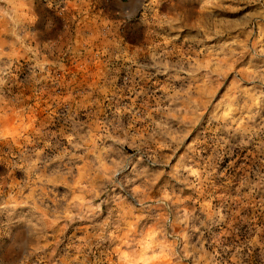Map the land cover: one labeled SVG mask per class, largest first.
I'll list each match as a JSON object with an SVG mask.
<instances>
[{"label": "rangeland", "instance_id": "rangeland-1", "mask_svg": "<svg viewBox=\"0 0 264 264\" xmlns=\"http://www.w3.org/2000/svg\"><path fill=\"white\" fill-rule=\"evenodd\" d=\"M30 1L0 0V264H264V0Z\"/></svg>", "mask_w": 264, "mask_h": 264}, {"label": "crops", "instance_id": "crops-1", "mask_svg": "<svg viewBox=\"0 0 264 264\" xmlns=\"http://www.w3.org/2000/svg\"><path fill=\"white\" fill-rule=\"evenodd\" d=\"M97 1V0H96ZM98 7H99V13L101 12L102 13V10H106V13H103L102 16H107V12L109 14V11L107 9H104L103 8V4H101V0H99V3L97 4ZM30 6L32 7V18L36 19L37 18V21H42V10L44 9V6H46V4L44 3H41L39 0H36V3H35V0H31L30 1ZM48 6V4H47ZM48 21H49V18H48ZM51 21V19H50Z\"/></svg>", "mask_w": 264, "mask_h": 264}]
</instances>
